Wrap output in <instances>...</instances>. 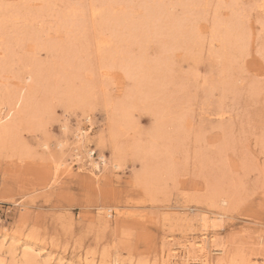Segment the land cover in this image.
Segmentation results:
<instances>
[{
	"label": "rangeland",
	"instance_id": "1",
	"mask_svg": "<svg viewBox=\"0 0 264 264\" xmlns=\"http://www.w3.org/2000/svg\"><path fill=\"white\" fill-rule=\"evenodd\" d=\"M204 224L264 264V0H0L4 264H185Z\"/></svg>",
	"mask_w": 264,
	"mask_h": 264
},
{
	"label": "bare ground",
	"instance_id": "2",
	"mask_svg": "<svg viewBox=\"0 0 264 264\" xmlns=\"http://www.w3.org/2000/svg\"><path fill=\"white\" fill-rule=\"evenodd\" d=\"M190 1L193 2L195 0H190ZM162 10L163 9H161L160 6H158V8H155V7L147 8V10H146L147 13H146L145 17L143 19H141L140 21H136V22L137 23L142 22V24L140 25L142 28H148V29L154 28V30H152V31H155L157 33L159 28H158V26H153L154 20L159 19V17H162V16H159L158 18H155L156 15L158 16L157 13H159ZM167 29H168L167 30L168 33H173L174 36H175V34H182V32H183L182 24L180 23V21H177L174 19H172L170 21ZM159 33H161V31ZM193 34H195V33H193ZM226 36H228V35H226ZM241 41H242V39L240 38L239 42H241ZM129 64H130V67H132L134 72H136V69L143 67L142 62H138L137 60L131 61ZM2 110H4V109H2ZM88 120H90L89 117H88ZM119 120H120V118H119ZM119 120L118 121L114 120L115 122L111 124L110 135L113 139L118 138L119 134L122 133L121 132L122 127L125 124V122L123 120H120V121ZM87 132H88L87 130H81L76 134V139L78 140L79 144L84 143V138L87 136ZM92 154H93L92 150L88 151V156L91 158L90 163L93 167L91 171L93 172V169L94 170L96 169V170H99V172H100L103 168V164H104V166L107 164V158H105L104 155L102 154L99 156L100 161H96L94 158H92L93 157ZM62 166H65L64 171H66V172H70L72 170V165H66V163L62 162L61 164H59V167H62ZM218 215H219V218H222L225 216V213L219 212ZM215 241H216V239H214V237L209 235V228L206 227V224H204V229L202 230L201 237L195 238V240H193V241H190V240L185 241L184 243L181 244V246L183 248L182 256L185 259V264H203V263L204 264H212L211 263V261H212L211 256L214 254H222L224 252V247L222 245H218V244H222V242L219 243V241H218V243L216 244ZM178 252H176L174 250L173 253H169L168 259L171 262L172 261L175 262L174 259H176V258L178 259V256H181ZM193 252L194 253L197 252V253H199V255L195 257L192 254ZM4 263H5V261L0 257V264H4ZM13 264H17V263L15 262ZM66 264H71V263L68 262ZM113 264H118V263L115 262ZM170 264H172V263H170Z\"/></svg>",
	"mask_w": 264,
	"mask_h": 264
}]
</instances>
